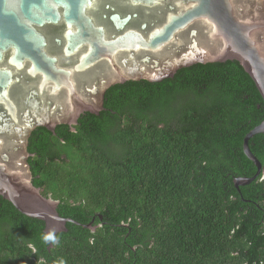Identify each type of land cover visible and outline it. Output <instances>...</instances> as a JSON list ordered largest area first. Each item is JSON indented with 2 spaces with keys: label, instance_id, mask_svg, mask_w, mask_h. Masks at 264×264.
Segmentation results:
<instances>
[{
  "label": "trees",
  "instance_id": "obj_1",
  "mask_svg": "<svg viewBox=\"0 0 264 264\" xmlns=\"http://www.w3.org/2000/svg\"><path fill=\"white\" fill-rule=\"evenodd\" d=\"M104 99L74 131L34 129L27 147L41 195L92 227L48 239L0 196V264H264V134L248 140L260 173L234 185L256 174L242 141L264 103L238 62L128 81Z\"/></svg>",
  "mask_w": 264,
  "mask_h": 264
},
{
  "label": "water",
  "instance_id": "obj_2",
  "mask_svg": "<svg viewBox=\"0 0 264 264\" xmlns=\"http://www.w3.org/2000/svg\"><path fill=\"white\" fill-rule=\"evenodd\" d=\"M181 44L185 51L170 54ZM226 61L238 62L264 103V0H0V196L43 221L48 239L66 223L92 227L59 216L57 202L33 185L31 132L74 131L79 116L98 115L104 92L125 80L159 82L195 63ZM101 62L109 72L92 75ZM256 134H264V119L242 141L256 174L235 179L236 188L261 171L248 147Z\"/></svg>",
  "mask_w": 264,
  "mask_h": 264
},
{
  "label": "flooded vegetation",
  "instance_id": "obj_3",
  "mask_svg": "<svg viewBox=\"0 0 264 264\" xmlns=\"http://www.w3.org/2000/svg\"><path fill=\"white\" fill-rule=\"evenodd\" d=\"M145 17V16H144ZM144 21L145 22H147V25H148V23H150V21H147V17H145V19H144ZM189 32H190V30H188ZM189 32H187V31H185V32H181V34L179 35V37H180V40H185V38L186 37H189L190 36V33ZM199 32V30L197 31V34H199L198 33ZM189 35V36H188ZM169 49H166L165 51L167 52ZM172 51H171V53L170 54H173V55H175V53L176 52H178V51H181V52H183V51H185L186 50V48H185V46L183 45V44H181V45H179L178 46V48H177V50L176 49H171ZM161 55H165V53L163 52V53H161ZM136 61L138 60V57H136V59H135ZM162 64H161V62L159 63V65H158V67H156L157 69H159L160 68V66H161ZM128 69L129 68H127V67H125L124 68V73H125V75L126 76H128L129 77V75H128ZM109 71H108V69H107V67H106V63H103V62H101L100 64H98L94 69H90V73L93 75H96V76H99L100 74H102V73H108ZM89 72L87 73V74H85V75H89L90 74ZM26 80L29 82L28 84L29 85H31V86H33V87H35V81L33 80L32 81V79H30V78H26ZM128 81H131V80H125L123 83H125V82H128ZM138 81H141V80H138ZM123 83H121V84H123ZM116 85H120V84H116ZM114 86V85H113ZM113 86H111V87H113ZM111 87H109V88H111ZM108 88V89H109ZM108 89L104 92V96H103V108L101 109V110H99L97 113L99 114L101 111L103 112V110H104V98H105V95H106V92L108 91ZM83 113H89V112H83ZM82 113V114H83ZM80 117V116H79ZM72 125V124H71ZM56 127V126H55ZM54 127V128H55ZM38 128V127H37ZM36 129V128H35ZM49 130V129H48ZM28 147V146H27ZM31 154V153H30Z\"/></svg>",
  "mask_w": 264,
  "mask_h": 264
},
{
  "label": "rangeland",
  "instance_id": "obj_4",
  "mask_svg": "<svg viewBox=\"0 0 264 264\" xmlns=\"http://www.w3.org/2000/svg\"><path fill=\"white\" fill-rule=\"evenodd\" d=\"M230 217V216H229ZM227 218V217H226ZM218 225H217V230H218V232H219V229H218ZM221 230V229H220ZM219 236V235H218ZM219 238H222V241H223V243H224V245H225V243H227V242H225L224 240H223V237H219ZM238 248H233L232 246H229V245H226V247H225V250H228L229 252H230V254H232V253H234V251H236Z\"/></svg>",
  "mask_w": 264,
  "mask_h": 264
},
{
  "label": "clouds",
  "instance_id": "obj_5",
  "mask_svg": "<svg viewBox=\"0 0 264 264\" xmlns=\"http://www.w3.org/2000/svg\"><path fill=\"white\" fill-rule=\"evenodd\" d=\"M231 235H234L235 234V230L234 229H231L230 231ZM228 245V244H227ZM237 252L234 251V254H236Z\"/></svg>",
  "mask_w": 264,
  "mask_h": 264
}]
</instances>
